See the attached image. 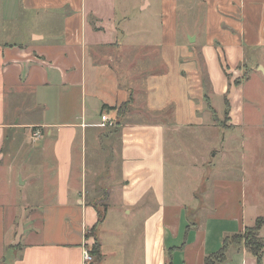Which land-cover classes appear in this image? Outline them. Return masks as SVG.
Instances as JSON below:
<instances>
[{"label": "crops", "instance_id": "crops-1", "mask_svg": "<svg viewBox=\"0 0 264 264\" xmlns=\"http://www.w3.org/2000/svg\"><path fill=\"white\" fill-rule=\"evenodd\" d=\"M185 2L0 0V264H92L102 205L100 264H205L261 217L216 202V155L179 140L221 119L214 98L241 126L235 81L264 69V0ZM36 170L46 206L23 197ZM224 264L257 262L232 246Z\"/></svg>", "mask_w": 264, "mask_h": 264}, {"label": "rangeland", "instance_id": "rangeland-1", "mask_svg": "<svg viewBox=\"0 0 264 264\" xmlns=\"http://www.w3.org/2000/svg\"><path fill=\"white\" fill-rule=\"evenodd\" d=\"M197 1L195 0V2ZM184 5L187 7L190 4L184 0ZM183 13L185 15V8ZM260 55L262 58L264 57V54ZM150 62L155 65L158 60L154 59ZM198 62L202 67L199 57ZM246 80L247 82L238 92V98L242 102L237 117L238 122H241L237 126L241 125L240 127L232 131L235 126L223 114L224 99L214 98L216 108L221 106L222 112L219 116L221 119L212 120L209 127L203 129L205 132L203 139H180L179 142L183 144V147L194 149L200 153L202 149V146L199 145L200 141L206 148L205 155L210 153L211 158L216 155L212 158V167L208 178L212 181V186L216 182L222 187L221 191H226V194L224 199H215V201L225 202L228 213L234 209L239 213L243 208L247 212V208H249L251 218L248 221L253 220L256 216H261L262 231L264 229V73L261 70L258 72L245 70L237 77V81L244 82ZM106 158L109 159V155ZM34 173L35 180L24 189L23 197L28 198L29 203L33 205L46 206L48 205L46 202H39L43 198L39 196L44 181L43 174L38 170ZM24 175H26L25 171ZM20 178L21 175L18 176V183H20ZM19 200H21V196ZM256 221L248 228H253ZM261 231L259 237L264 243ZM235 247L238 246L235 245ZM240 247L246 249L243 242Z\"/></svg>", "mask_w": 264, "mask_h": 264}, {"label": "trees", "instance_id": "trees-1", "mask_svg": "<svg viewBox=\"0 0 264 264\" xmlns=\"http://www.w3.org/2000/svg\"><path fill=\"white\" fill-rule=\"evenodd\" d=\"M240 83L241 82L236 81V85H239ZM225 104H226L225 117L226 119L229 120L231 107H230V102L226 98H225ZM119 111H120L119 115L125 114V112L127 111V104H123L122 106H120ZM102 208L103 210L99 212V220L97 224L91 229L88 235V237L95 238V243L92 245L89 251L90 255L94 259L92 264H100L104 259V256L101 252V244L97 238V231L100 225L104 222L107 211V207L105 205H102ZM261 220L262 219L259 217L256 221V225L253 226V228L247 227L244 229L242 233L225 238L220 250L217 253L208 256L205 259V264H224L227 261V254L230 248L235 245L240 247L242 245V242L246 250L256 259L257 264H263L264 243L259 237V232L263 227L261 225ZM169 264H171V262Z\"/></svg>", "mask_w": 264, "mask_h": 264}, {"label": "built area", "instance_id": "built-area-1", "mask_svg": "<svg viewBox=\"0 0 264 264\" xmlns=\"http://www.w3.org/2000/svg\"><path fill=\"white\" fill-rule=\"evenodd\" d=\"M101 120H102V123H101L100 127H106V126H113L114 125L113 120H111L110 118H108L105 115L101 117ZM39 138H41V132L40 131L34 132V134L32 135V139L37 141V140H39ZM84 260L86 263H92L94 261L93 257L90 255V253L88 251L85 252Z\"/></svg>", "mask_w": 264, "mask_h": 264}, {"label": "water", "instance_id": "water-1", "mask_svg": "<svg viewBox=\"0 0 264 264\" xmlns=\"http://www.w3.org/2000/svg\"><path fill=\"white\" fill-rule=\"evenodd\" d=\"M260 70L264 73V69L263 68H260Z\"/></svg>", "mask_w": 264, "mask_h": 264}]
</instances>
